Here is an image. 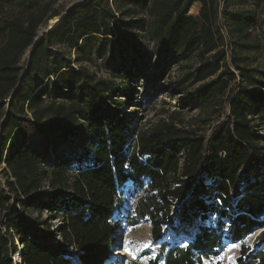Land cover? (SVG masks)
Wrapping results in <instances>:
<instances>
[{"label":"trees","instance_id":"trees-1","mask_svg":"<svg viewBox=\"0 0 264 264\" xmlns=\"http://www.w3.org/2000/svg\"><path fill=\"white\" fill-rule=\"evenodd\" d=\"M248 1L261 0H82L61 14L55 0H0V264H106L128 184L140 192L130 224L147 221L158 245L147 264H222L227 243L240 244L234 264H264V68L244 54H264V14ZM134 25L170 60L196 54L182 80L192 101L226 96L210 135L170 116L134 129L111 81L81 64L99 55L143 74L148 49L121 32Z\"/></svg>","mask_w":264,"mask_h":264},{"label":"rangeland","instance_id":"rangeland-1","mask_svg":"<svg viewBox=\"0 0 264 264\" xmlns=\"http://www.w3.org/2000/svg\"><path fill=\"white\" fill-rule=\"evenodd\" d=\"M79 1L82 0H55L52 8L57 9V11L63 14L68 7ZM108 1L111 2V0ZM256 3L248 1L242 7L258 9V11L260 10L264 14V0L259 2L260 6L258 8H255ZM230 7H237V5L231 3ZM198 11L199 3H194L189 9L188 14L196 16ZM136 14L140 15V12L137 11ZM52 18L57 21L60 16ZM52 18L39 27V34L50 26ZM121 32H123L125 37L135 38L140 41L143 48L148 49L146 56L148 65L143 69V74L137 72L131 78H128L124 72H119L112 66L114 65L113 60L106 62L107 60L104 61L99 55H94L90 62H82L81 64L87 66L89 71L97 77H103L111 81L115 89L116 98L123 103V111L128 114L131 126L134 129L147 128L159 119L170 116L179 126L194 129L199 128L200 133H204L206 136L210 135L213 127L226 118L228 106L225 100L226 96L223 98V103L221 102L220 105L215 107H200L199 104H196L189 98L188 92L192 89V86H188V82L182 83V80L185 77V73L192 71L196 65L198 59L196 54L178 56L177 60H170L158 52V47L153 44L152 40H148L143 36L142 30L138 25H134L130 29H122ZM56 47L66 50L59 45H56ZM67 52H69L72 67L76 69L79 63L74 61V51L70 50ZM244 54L247 56L251 67L264 68V54L256 51H249ZM127 58H129V55L123 57L129 63ZM160 69L162 70L161 73ZM148 89L153 90L152 96L150 98L142 97L143 91ZM46 91L47 99L55 93L53 85H49ZM130 91L131 97L128 96ZM59 100L66 101L65 99ZM262 134L264 135V130ZM2 167L3 163L0 164V181L4 183L5 176L1 172ZM122 193L121 205L116 208L114 215L112 256L106 264H147L148 259L155 256L158 251V245L151 238L150 224L144 220L134 225L130 224V217L140 192H135L128 184ZM15 210L20 212L18 208H15ZM22 215L26 219H35L37 212L35 209L29 208L23 211ZM40 218L45 219V211L41 212ZM4 219L5 217L0 214V221H4ZM47 222L53 229L59 225L57 218H51ZM262 230H255L242 243L252 248L257 238L261 235ZM125 241H128L127 250L124 248ZM149 241H151L150 245ZM232 245L239 246L240 244L227 243L220 254V256H223L222 260L219 259L222 264H234L236 257L239 255V247H231ZM13 262L19 263L17 255L13 257Z\"/></svg>","mask_w":264,"mask_h":264},{"label":"snow or ice","instance_id":"snow-or-ice-1","mask_svg":"<svg viewBox=\"0 0 264 264\" xmlns=\"http://www.w3.org/2000/svg\"><path fill=\"white\" fill-rule=\"evenodd\" d=\"M129 230H131V229H129ZM149 243V245L151 244V241H149L148 242ZM231 247H239L238 245H232ZM124 248H125V250H127V248H128V241H125V243H124ZM230 250V249H229ZM218 259H223V256L221 255V256H219V257H217ZM230 260H231V258H230Z\"/></svg>","mask_w":264,"mask_h":264},{"label":"water","instance_id":"water-1","mask_svg":"<svg viewBox=\"0 0 264 264\" xmlns=\"http://www.w3.org/2000/svg\"><path fill=\"white\" fill-rule=\"evenodd\" d=\"M61 18L62 17H60L57 21H54L53 23H51V25L45 31L52 29L58 22H60Z\"/></svg>","mask_w":264,"mask_h":264},{"label":"bare ground","instance_id":"bare-ground-1","mask_svg":"<svg viewBox=\"0 0 264 264\" xmlns=\"http://www.w3.org/2000/svg\"><path fill=\"white\" fill-rule=\"evenodd\" d=\"M56 20V19H55ZM53 18L50 20V24L49 25H51V23H53L54 21H55ZM17 257L19 258V256L17 255Z\"/></svg>","mask_w":264,"mask_h":264}]
</instances>
